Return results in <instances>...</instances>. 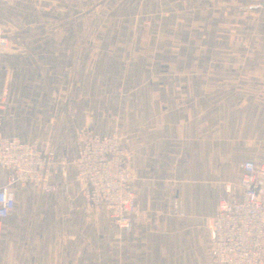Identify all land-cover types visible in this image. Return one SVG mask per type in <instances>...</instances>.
I'll return each mask as SVG.
<instances>
[{"label":"rangeland","instance_id":"obj_1","mask_svg":"<svg viewBox=\"0 0 264 264\" xmlns=\"http://www.w3.org/2000/svg\"><path fill=\"white\" fill-rule=\"evenodd\" d=\"M0 31L9 42L0 50V140L49 157L38 185L12 181L1 167L0 184L13 193L42 189L63 154L86 203L106 215L102 246H124L133 230L144 134L179 131L174 124L190 116L199 153V134L217 131L231 186L242 162H264V0H0ZM254 67L262 69L255 85ZM20 81L30 89L19 99L1 90ZM92 135L112 138L113 156L135 179L137 210L125 238L112 212L82 191L78 160ZM176 142L158 146L175 153Z\"/></svg>","mask_w":264,"mask_h":264},{"label":"crops","instance_id":"obj_2","mask_svg":"<svg viewBox=\"0 0 264 264\" xmlns=\"http://www.w3.org/2000/svg\"><path fill=\"white\" fill-rule=\"evenodd\" d=\"M254 68L255 85L261 82L255 75L262 69ZM9 73L13 74L11 69ZM1 84V90L16 92L17 99L30 89V84L21 81ZM255 100L256 105L261 101ZM191 123L188 116L174 124L179 131L144 134L149 147L141 151L135 189L138 211L124 246H102L106 215L86 203L68 160L57 154L51 164L54 177L46 181L54 190L32 189L30 184L14 186L15 206L4 220L11 216V226L4 224L0 237V264H8L10 259L12 264H212V232L197 225V220L208 222L219 198L227 196L228 146L225 144L223 152L217 131L201 132L198 153V136ZM161 139L177 141L176 152L159 147ZM162 156L170 160L162 161Z\"/></svg>","mask_w":264,"mask_h":264},{"label":"built area","instance_id":"obj_3","mask_svg":"<svg viewBox=\"0 0 264 264\" xmlns=\"http://www.w3.org/2000/svg\"><path fill=\"white\" fill-rule=\"evenodd\" d=\"M8 45L7 37L0 31V50ZM111 139L89 136L78 160L79 179L83 194L93 205L112 212L119 237L125 238L131 232L132 217L137 210L135 179L126 170L124 161L118 155L113 156ZM48 160L34 146L16 139L0 140V167L10 171L12 181L38 185ZM42 189L52 191L53 187L44 184ZM225 192L227 196L219 198L214 216L204 223L212 232V262L264 264V162H242L237 183L226 187ZM14 206L10 186L0 184V237L4 220Z\"/></svg>","mask_w":264,"mask_h":264}]
</instances>
